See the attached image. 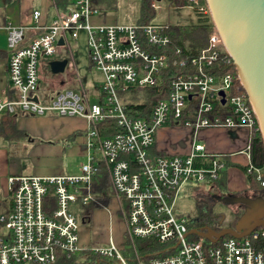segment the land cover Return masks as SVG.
Segmentation results:
<instances>
[{"label": "built area", "instance_id": "2783aa9c", "mask_svg": "<svg viewBox=\"0 0 264 264\" xmlns=\"http://www.w3.org/2000/svg\"><path fill=\"white\" fill-rule=\"evenodd\" d=\"M93 1L74 0L71 7L57 10L48 23H40L41 13L35 9L31 26L10 22L4 26L7 76L13 95H0V113L84 118L87 154L77 174L9 176L10 208L0 214L4 226L0 264H54L59 254L69 257L82 250L114 258L118 264H264L263 227L241 237L226 235L211 242L197 235L191 239L195 234L186 233L194 219L173 215L182 184L203 182L212 187L225 168L219 154L210 153L198 141L201 130L222 128L241 133V151L249 159L252 138L259 132L247 95L231 93L233 76L209 72L218 60L232 62L216 29L212 26L207 46L197 55H182L179 48H170L169 21L98 23L93 18L101 14ZM27 29L31 36L26 35ZM81 34L89 66L102 76L96 101H89L76 73L78 86H59L54 94L40 95L43 64L39 58L70 49ZM170 66L181 67L182 72H170ZM167 74L166 98L157 100L146 116L132 115L122 95L158 85ZM219 91L225 93L224 103ZM217 102L226 103L230 113L217 114ZM107 120L114 121L119 130L101 135L98 124ZM166 125L189 130L191 139L185 151L156 150L157 133ZM205 157L211 161L206 166L201 160ZM100 168L111 192L102 209L110 215V205L115 203L120 238L115 241L89 224L96 245H82L79 204L97 200L93 178ZM257 179L264 185L259 172ZM138 237L155 238L165 246V253L143 260L135 251L130 260L123 253L126 242L134 245Z\"/></svg>", "mask_w": 264, "mask_h": 264}, {"label": "crops", "instance_id": "0c3cea01", "mask_svg": "<svg viewBox=\"0 0 264 264\" xmlns=\"http://www.w3.org/2000/svg\"><path fill=\"white\" fill-rule=\"evenodd\" d=\"M0 2V95L12 97L13 88L7 76L8 50L5 24L10 22L13 25L31 26L32 11L35 9L41 13L40 23H48L58 9L53 6V0H0ZM93 20L98 23L118 22L116 17L113 18L105 14L94 17ZM30 32L31 29H27L26 35L31 36ZM68 74L66 79L59 77L51 85L59 87L65 86L67 83L70 87L78 86L74 73ZM81 84L87 94L82 80ZM98 84H96L97 91ZM16 120L18 128L24 130L26 136L20 141L11 143L0 139V214L6 213L10 208L9 176L77 174L79 170L69 171L65 164L64 154L68 150L78 151V154L86 160L87 148L83 131L87 122L84 118L18 113ZM50 125L54 132L49 130ZM55 127H58L59 131L55 130ZM67 136L72 138L67 140ZM190 139L188 129L166 125L159 129L155 147L159 152H183L188 148ZM198 141L203 143L210 153H217L220 158L226 156L231 162V165L225 170L223 193L253 194L256 192L248 187L245 173L240 167L249 164L250 160L241 151L243 146L241 133L231 129L205 128L199 132ZM96 210L105 214L102 208ZM97 224L100 225V223H95V228L98 226ZM1 231H3L2 226L0 227Z\"/></svg>", "mask_w": 264, "mask_h": 264}, {"label": "trees", "instance_id": "16d2710c", "mask_svg": "<svg viewBox=\"0 0 264 264\" xmlns=\"http://www.w3.org/2000/svg\"><path fill=\"white\" fill-rule=\"evenodd\" d=\"M139 9L138 15L135 19V23H151L155 22L157 16V3L156 0H138ZM166 2L174 5L175 7L191 6L192 11L196 17V20L191 23H171L167 33L170 36V48L173 51L176 48L180 49V54H187L188 56H194L199 51L207 46L208 35L212 29V22L207 11L205 0H199L196 5L191 4L188 0H165ZM74 4V0H53V6L58 10H65ZM93 7L97 8L99 12L113 11L117 8V0H94ZM31 35V32L29 33ZM170 72L178 74L182 72L181 67L170 66ZM169 72V73H170ZM209 72L221 76L226 73H230L233 76L231 93L242 94L245 93L241 87L235 67L233 63L218 60L214 63V66L209 69ZM170 75V74H169ZM168 74L162 76L160 83L155 86L137 88L130 91L128 94H123L122 99L125 101L127 109L132 115L146 116L150 113L152 106L161 98H166L168 95ZM193 101L188 102L190 104ZM191 106V104H190ZM215 108L217 114L226 116L230 113L228 107L225 104L216 103ZM18 113H0V139L6 140L9 143L20 141L26 136V132L19 129L17 126ZM98 130L101 135H107L108 133H114L119 130L116 123L112 120L98 124ZM70 137V138H69ZM71 139V136H68ZM67 139V140H69ZM200 160V159H199ZM203 165H209L211 163L209 158H202ZM221 160L224 162L225 168L221 169L220 176L212 182L211 189L225 190V170L231 165V162L226 156H223ZM196 164H200L196 161ZM249 166L252 168L249 170ZM245 173V178L250 189L256 192L264 193V185L257 179V174L261 175L264 179V145L260 137V133L257 132L251 141L250 160L249 164L240 166ZM258 169V172L256 171ZM93 190L97 193V200L91 201L86 204H79L80 206V220L83 225H88L92 221V215L95 209L103 208L108 205L110 199V189L108 179L103 168H100L98 173L93 178ZM197 204L206 209L194 215L188 213L185 216L194 217V221L190 224V228L204 223L212 222L214 212L211 204L205 202L204 199H197ZM203 210V211H202ZM1 227V223H0ZM190 238H197L196 235H191ZM165 246L160 244L155 238L152 237H138L135 239L134 245L130 241L126 242L123 253L128 256L130 260L133 259L134 252L143 260H147L151 257H158L164 254ZM80 254H85L84 259H80ZM54 264H118L116 259L101 256L95 254L89 250H82L67 257L64 254H59L57 261Z\"/></svg>", "mask_w": 264, "mask_h": 264}, {"label": "water", "instance_id": "95a60500", "mask_svg": "<svg viewBox=\"0 0 264 264\" xmlns=\"http://www.w3.org/2000/svg\"><path fill=\"white\" fill-rule=\"evenodd\" d=\"M205 3L211 22L232 59L239 83L253 109L264 145V0H205ZM62 43L63 40L59 39L58 44ZM67 62V58L50 60V72L63 73ZM218 93L221 103H224L225 93ZM213 197L216 201L243 208L234 226L223 227L219 231L209 227L205 230L191 228L186 234H195L215 242L226 235L241 237L258 227L264 228L262 195L228 194Z\"/></svg>", "mask_w": 264, "mask_h": 264}, {"label": "rangeland", "instance_id": "374dc122", "mask_svg": "<svg viewBox=\"0 0 264 264\" xmlns=\"http://www.w3.org/2000/svg\"><path fill=\"white\" fill-rule=\"evenodd\" d=\"M1 3V2H0ZM157 3V16L154 19L155 22H171V23H191L196 20V17L192 11L191 6H185L182 8L175 7L174 5L166 2L165 0H158ZM1 5V4H0ZM139 1L138 0H117V8L113 11L100 12V14H105L106 16L116 17L119 23H135V19L138 15ZM57 58H67L68 62L65 71L61 74H52L49 69L48 62ZM41 64L40 74L42 80L40 81L39 94L51 95L56 91V87L52 86L51 83L57 81L59 77L66 79L68 73H76L78 78L82 80L84 87L87 91V97L90 102L96 101V96L98 91L96 89V84L101 81V74L95 70L93 67L89 66L86 41L84 34L80 35V38L76 42H71V48L61 50V53L53 56H43L39 58ZM69 75V74H68ZM71 75V74H70ZM75 77V76H74ZM75 82V81H74ZM68 87L66 83L65 86ZM76 117V116H75ZM49 130L54 132L53 127L50 125ZM55 130L59 131L58 127ZM70 138V137H69ZM67 136V139H69ZM70 140V139H69ZM70 142V141H69ZM14 148H12L13 150ZM76 149V148H74ZM16 150V148H15ZM14 151V150H13ZM64 161L69 171H78L80 166L85 163V158L78 154V151L68 150L64 154ZM213 194L218 195H228L229 193H223L220 189H211L209 185L200 182H186L182 184L178 189V198L175 202L173 209V215L179 217L180 215H185L186 213L194 215L201 212V209L206 211L205 208L197 204V199H204L211 204L214 212V219L212 222L220 221L225 227H231L238 217L242 214L243 208L230 205L225 202H220L212 200L209 198ZM111 214H104L102 211L95 210L92 215L91 225L95 226V223H100L97 229L105 235H111L114 240H119V220L118 215L115 210V203L110 205ZM101 210V209H100ZM202 210V211H203ZM191 218H194L191 216ZM2 229L4 226L2 225ZM79 241L82 245H96L93 242V234L91 226L80 225L79 228ZM85 254H80V259H84Z\"/></svg>", "mask_w": 264, "mask_h": 264}, {"label": "flooded vegetation", "instance_id": "af4514ba", "mask_svg": "<svg viewBox=\"0 0 264 264\" xmlns=\"http://www.w3.org/2000/svg\"><path fill=\"white\" fill-rule=\"evenodd\" d=\"M241 194H244V195H247V196L248 195H253V194H257V195L259 194V195H262L264 197V193H262V192H259V193L258 192H254L253 194H248V193H241ZM213 195H216V194H213ZM213 195H211L209 198H211L212 200H216L213 197ZM222 196H224V195H222ZM234 224L231 225V227H233ZM206 227H209V228H212V229H214L216 231H219L221 228H223L225 226L222 225V222L219 223V221H216V222H211V223L210 222H204V223H201V224H198V225L194 226L193 228H197V229L203 228L205 230Z\"/></svg>", "mask_w": 264, "mask_h": 264}]
</instances>
